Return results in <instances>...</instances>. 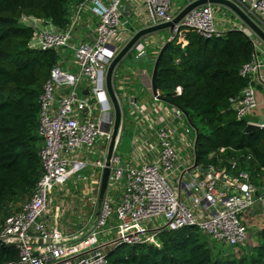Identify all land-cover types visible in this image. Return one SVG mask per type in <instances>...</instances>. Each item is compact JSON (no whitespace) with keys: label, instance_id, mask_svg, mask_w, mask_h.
Segmentation results:
<instances>
[{"label":"built area","instance_id":"obj_1","mask_svg":"<svg viewBox=\"0 0 264 264\" xmlns=\"http://www.w3.org/2000/svg\"><path fill=\"white\" fill-rule=\"evenodd\" d=\"M139 1L141 19L137 21L141 28L171 21L177 15L172 0ZM185 1L189 4L194 0ZM231 1L264 32V0ZM130 2L134 0H82L71 7L70 24L63 29L47 19L31 15L19 18L20 24L32 28L30 48H71L76 71L70 72L58 61L39 95L38 134L42 146L38 155L42 173L29 199L4 219L0 229V241L18 250L16 264H109L108 248L122 244L160 248L162 231L184 227H196L216 241L235 247L248 238L247 222L256 219L258 213L264 215V183H255L237 159L230 160L229 168L194 166V130L186 115L162 100L157 91L152 95L150 112L138 108L139 122L146 125L149 136L132 144L134 161L123 160L118 152L122 135L119 128L106 186L109 190L123 184L115 208L105 197L86 231L69 233L56 223H48L52 192L88 165L101 173L105 166L114 125L106 73L112 59L134 34L125 16L124 6ZM227 10L218 20L215 6L202 4L190 10L172 31L175 37L181 29H190L212 38L238 30L251 41L252 58L239 71L246 85L232 100L237 120L251 123L247 117L257 106L253 78L264 85V41L234 11ZM87 12L85 26L91 28L92 38L75 43L76 27L82 13ZM133 47L138 51L136 57L143 54L141 43ZM84 81L87 87H83ZM152 112L155 119L150 117ZM257 124L264 126V122ZM101 145L103 148H99ZM183 149L191 154L193 151V160L183 157ZM92 154H97L95 160ZM142 154L154 156L148 161Z\"/></svg>","mask_w":264,"mask_h":264},{"label":"trees","instance_id":"obj_2","mask_svg":"<svg viewBox=\"0 0 264 264\" xmlns=\"http://www.w3.org/2000/svg\"><path fill=\"white\" fill-rule=\"evenodd\" d=\"M81 1L0 0V229L6 217L20 210L12 205L29 199L42 173L39 95L59 61L56 50L29 47L32 28L20 24L19 18L31 15L63 29L70 24V8ZM252 54V43L241 31L204 38L181 29L165 45L155 84L162 100L186 114L195 133V164L203 169L229 168L230 160L237 159L251 179L262 184L264 126L245 134L247 121L237 120L232 107L246 85L240 68ZM116 79L115 71L113 86L121 102ZM204 235L196 227L164 230L159 234L160 248L122 244L108 248L106 257L109 264H264V225L251 251L239 255L214 253ZM17 260L13 245L0 244V264Z\"/></svg>","mask_w":264,"mask_h":264},{"label":"rangeland","instance_id":"obj_3","mask_svg":"<svg viewBox=\"0 0 264 264\" xmlns=\"http://www.w3.org/2000/svg\"><path fill=\"white\" fill-rule=\"evenodd\" d=\"M71 8L70 15L71 17ZM226 12V11H225ZM221 15L223 12H219ZM227 16L233 20H237L236 17L226 13ZM130 26L129 23L126 24ZM175 39L174 32L169 29H162L160 31L143 36L138 42L143 46V54L136 57L138 51L133 47L127 55L117 65L115 71L119 79L126 78L134 81V83L147 82L150 83L154 63L156 57L161 48ZM73 49L65 48L58 51L59 61L63 64L65 58L68 59L67 66L72 71H76L72 67L73 62ZM115 73V72H114ZM141 85V84H140ZM148 90V85L146 86ZM147 90V91H148ZM147 93V92H146ZM144 94V93H143ZM142 94V95H143ZM122 105V104H121ZM146 110L149 109L148 105L142 106ZM121 118V130L122 135L120 137V145L118 146V152L121 154L130 149L129 140L125 132L132 131L136 126V116L131 114L129 110V103L124 100ZM139 123V121H137ZM137 123V124H138ZM99 148H103L101 145ZM97 154H92L91 159L95 160ZM123 159V157H122ZM101 171L88 165L82 171L73 174L65 184L55 189L50 196V203L48 208V215L51 217V221L56 223L60 229L65 231H86L93 224L96 215L98 214L99 207L105 197H109L112 201V208L114 209L121 196L123 184L118 183L109 190H105L100 193L101 186ZM264 180L262 181V184ZM24 201H17L12 205L13 210L20 208ZM255 215V214H254ZM113 223V219L111 220ZM264 225V215L258 213L256 219H251L247 222L248 226V238L240 245L235 247L225 245L216 241L208 235H204L207 239V244L210 246L214 253L219 252L221 255H239L240 252H250L251 247L256 244V233ZM65 228V229H64ZM66 228H68L66 230Z\"/></svg>","mask_w":264,"mask_h":264},{"label":"crops","instance_id":"obj_4","mask_svg":"<svg viewBox=\"0 0 264 264\" xmlns=\"http://www.w3.org/2000/svg\"><path fill=\"white\" fill-rule=\"evenodd\" d=\"M186 5H187V2L185 0H172V7H173V10L176 14H178ZM213 5L217 9L218 20H220L222 18V16H221V13H219V12H221V11L222 12H225V11L228 12V10H227L228 7H226L224 5H220V4H213ZM124 7H125V11H126L125 16H127V18H129L130 22L132 23V27L135 24H138L137 20L141 19V15H140V12H137V11L141 9V2L139 0H134V2H130V3L126 4ZM88 19H89V13L88 12L82 13L81 21H80L79 25L76 27V31L74 34V42L75 43L78 42L79 40H90L92 38L91 28L89 29L85 26V22ZM94 21H95V19H94ZM235 21H238V20H235ZM72 54H73L72 56L74 57V52ZM67 61H68V59L65 58V61H63V64L62 63L61 64L63 65L64 68H66L70 72H74V71H72L73 68L69 69L70 67L67 66V64H66ZM74 66L75 65L72 62V67H74ZM116 83H117L118 90L122 92L121 104L123 105L124 100L127 101L129 103V110L128 111L131 114H134L136 116V119H135L136 120V126H134V129L132 131L127 132V136L130 138V140H129L130 149L122 154L123 160L134 161L135 155H134V150L131 148L132 144L137 142L140 138H142V136L143 137L149 136V133L145 129L146 125L142 121L139 123L137 121H140V116H138L139 115L138 114V108L139 109L142 108L143 110H146L142 106L148 105L149 109L144 111V112H150V110H151V102H152V95H153L152 88H151V80H150L149 84H147V82L144 81V82L140 83L141 84L140 85L139 83H134V81H131L130 79H126V78L119 79V76H117ZM252 84H253V86L255 88V92H256L257 106L254 109V111L252 112V114H250L247 117V120L251 123L257 124V123L264 122V85L262 83H260L255 78H253ZM82 85H83V87H87L85 81L83 82ZM147 85H148V88L150 90H148L146 88ZM122 105H121V107H122ZM143 115H144V113L141 114V116H143ZM150 117L152 119H155L156 113L152 112L150 114ZM145 152H146V150H145ZM182 155L186 159L191 158L193 160V151L191 154L187 149H183ZM153 156L149 155V154H142L141 157H142V159H147L148 161H150ZM49 221H50V222H48L49 224H51V225L54 224L51 221V218ZM67 229L68 228H66V230ZM63 231H65V230H63ZM66 232L71 233V231H66ZM74 232H77V231H74ZM74 232H72V233H74Z\"/></svg>","mask_w":264,"mask_h":264},{"label":"water","instance_id":"obj_5","mask_svg":"<svg viewBox=\"0 0 264 264\" xmlns=\"http://www.w3.org/2000/svg\"><path fill=\"white\" fill-rule=\"evenodd\" d=\"M206 3H212V4H220L224 5L228 8H230L232 11H234L263 41H264V32L261 30L260 27H258L234 2L231 0H194L187 4L171 21L163 22L160 24L147 26L140 28L139 24H135L131 31H133V36L130 38V40L124 45V47L116 54V56L112 59L111 63L108 66L107 73H106V88L108 95L110 97V100L113 105L114 110V125L112 129V136L110 139V142L108 144L107 154H106V161L105 166L102 171L101 176V186H100V193L102 194L107 186L108 177L110 174V166H111V156L115 144V140L117 138L119 128L121 126V118H122V109L121 104L118 99V96L116 95L113 87V76L115 69L117 65L120 63V61L127 55V53L133 48V46L145 35L160 31L162 29H169L172 30L175 25L193 8L200 6L202 4ZM165 49V46L161 48L159 51L154 67L153 72L151 76V88L154 95L157 94V87L155 84V78L157 75L158 70V60L161 57L163 51ZM130 99V98H129ZM185 114V113H184ZM186 115V114H185ZM260 128L258 124L255 123H247L243 132L245 134H250ZM196 164H194L195 166ZM1 245H4V242L0 241Z\"/></svg>","mask_w":264,"mask_h":264}]
</instances>
